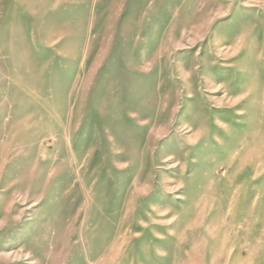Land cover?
Returning a JSON list of instances; mask_svg holds the SVG:
<instances>
[{"label":"rangeland","instance_id":"374dc122","mask_svg":"<svg viewBox=\"0 0 264 264\" xmlns=\"http://www.w3.org/2000/svg\"><path fill=\"white\" fill-rule=\"evenodd\" d=\"M0 264H264V0H0Z\"/></svg>","mask_w":264,"mask_h":264}]
</instances>
